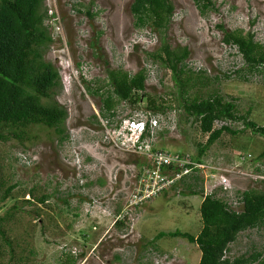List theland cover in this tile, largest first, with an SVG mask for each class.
<instances>
[{
    "label": "rangeland",
    "instance_id": "374dc122",
    "mask_svg": "<svg viewBox=\"0 0 264 264\" xmlns=\"http://www.w3.org/2000/svg\"><path fill=\"white\" fill-rule=\"evenodd\" d=\"M211 1L214 6L203 12L195 0H171L173 17L165 39L172 48L187 46L188 66L210 76L207 85L191 92L206 96L218 91L236 101L240 114L264 125V66L248 71L242 54L223 41L224 31L217 26L243 28L264 43V0ZM132 2L44 0V24L54 38L45 59L61 76L54 99L66 107L68 137L61 142L55 130L34 125L30 131L37 134L35 139L0 140V216L11 214L4 222L11 246L0 236V264H199L198 244L168 233L198 235L206 195L215 193L240 210L242 191L264 189V183L254 180L260 174L254 166L264 167V136L242 120H216L214 128L227 124L239 132H223L201 155L205 164L182 181L149 198L142 194L145 180L158 182L150 177V150L197 155V143L205 142L209 133H202L199 122L175 106L171 70L147 54L160 48L161 36L136 26ZM96 39V47L90 45ZM141 67L148 75L145 93L168 107L167 114L151 113L147 95L141 94L137 104L121 102L115 115L104 117L102 95L87 85L103 86L101 92H106L109 69L134 74ZM152 114L163 120L143 136L128 128L131 120L152 123ZM219 182L229 188L215 186ZM10 186L9 196L2 199ZM46 193L48 200L40 203L36 196ZM258 251L264 256V225L241 231L226 256Z\"/></svg>",
    "mask_w": 264,
    "mask_h": 264
},
{
    "label": "trees",
    "instance_id": "16d2710c",
    "mask_svg": "<svg viewBox=\"0 0 264 264\" xmlns=\"http://www.w3.org/2000/svg\"><path fill=\"white\" fill-rule=\"evenodd\" d=\"M195 1L203 12L214 6L211 0ZM173 10L171 0H133L131 5V11L136 16V26L150 27L151 31L161 36L160 48L147 54L154 62L160 61L171 70L177 87L175 106L182 107L188 118L192 117V121L199 122L202 133H209L205 142L197 143L198 153L192 156L202 160L203 152H206L223 132L233 134L239 132L227 124L214 128L216 120H242L246 127H252L255 132L264 136V125H258L257 122L249 120L246 114H240L235 100L225 99L218 91L207 92L206 96L199 94L200 90L190 91L195 86L207 85L210 76L203 70L194 73L188 66L187 46L172 48L165 39ZM78 11L81 9L78 8ZM86 13L93 15L90 9H87ZM47 16L44 0H0V140L2 141L8 138H16L19 142L35 139L37 134L30 131L34 125H44L55 130L61 142L68 137L65 130L66 107L54 99V92L61 84V76L58 68L45 59V50L54 39L47 25L44 24ZM217 26L224 31L223 41L234 45L242 54L248 71L264 66V43L255 40L253 32L244 33L243 28L229 30L222 23ZM101 33L102 31H98L97 36L99 37ZM97 40L92 41L90 45L96 47ZM240 71L244 69H238L236 72ZM147 76L144 67L134 74L121 68L109 69L105 78L106 92H101L103 86L92 88L87 85V87L90 92L102 95L104 117L115 115L116 108L121 102L137 104L141 94L147 95V106L152 109L151 113L167 114L168 107L157 103L156 98L145 93ZM169 107L171 109L170 105ZM263 155L264 152L260 156ZM254 168L255 172L264 174V167L254 166ZM254 180L264 183V178ZM11 188L12 186L6 189L2 199L9 196ZM31 192L35 197L33 190ZM49 196L46 193L36 197L40 203H45ZM240 198L243 205L240 210H235L228 200L218 197L215 193L206 195L200 206L203 224L198 235L182 230L168 234L181 236L197 243L202 251L199 264H264L263 253L259 251L232 258L226 256L229 243L235 241L241 231L264 225V189L244 190ZM10 217V213L0 216L1 240L8 246H11V241L4 229V222ZM116 223H121V220ZM164 235L165 233H160L158 236ZM3 242H0V253ZM68 261L71 262L70 259Z\"/></svg>",
    "mask_w": 264,
    "mask_h": 264
},
{
    "label": "built area",
    "instance_id": "2783aa9c",
    "mask_svg": "<svg viewBox=\"0 0 264 264\" xmlns=\"http://www.w3.org/2000/svg\"><path fill=\"white\" fill-rule=\"evenodd\" d=\"M161 118L162 117L154 118L152 120V125L149 128L154 129L156 126L160 125L163 120ZM159 121L160 124H158ZM128 125L129 128L131 127L136 134H139L141 136H143L146 131L148 132L146 123L143 120H131ZM137 141L138 139L134 141L135 145L137 144ZM147 158L149 163H151L149 167L150 177L151 175H154V179L156 180V182L158 181L153 185L152 183H149V179L145 180V189L141 190H143L142 194L148 198L151 194H153L152 196L157 194V191L160 192L161 190L167 189L168 186L171 187L177 184L178 181L183 180V177L186 174H189V172L191 173L197 168H201L203 164H205V161L203 159L198 160L189 153H173L164 149L150 150L149 156H147ZM164 169H168L173 173L167 175L162 174L161 171H163ZM255 178H264V174L260 173L255 176ZM217 185L222 186V189L224 190H226V187H228L227 184H224L222 182H219L215 186ZM149 191L152 192L148 194L147 192Z\"/></svg>",
    "mask_w": 264,
    "mask_h": 264
},
{
    "label": "clouds",
    "instance_id": "9594fccd",
    "mask_svg": "<svg viewBox=\"0 0 264 264\" xmlns=\"http://www.w3.org/2000/svg\"><path fill=\"white\" fill-rule=\"evenodd\" d=\"M151 116H153V117H155L156 118V116H154V115H151ZM135 118H137V117H135ZM152 121V120H151ZM145 123H146V127H147V129L149 130V127H151V125H152V123L149 121V120H147V121H144ZM157 127V126H156ZM128 128H129V125H128ZM147 132V131H146Z\"/></svg>",
    "mask_w": 264,
    "mask_h": 264
}]
</instances>
